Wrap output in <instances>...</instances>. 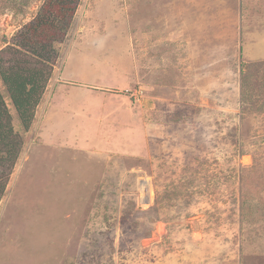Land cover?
<instances>
[{"label": "rangeland", "instance_id": "374dc122", "mask_svg": "<svg viewBox=\"0 0 264 264\" xmlns=\"http://www.w3.org/2000/svg\"><path fill=\"white\" fill-rule=\"evenodd\" d=\"M56 47L0 264H264V0H81Z\"/></svg>", "mask_w": 264, "mask_h": 264}, {"label": "trees", "instance_id": "16d2710c", "mask_svg": "<svg viewBox=\"0 0 264 264\" xmlns=\"http://www.w3.org/2000/svg\"><path fill=\"white\" fill-rule=\"evenodd\" d=\"M80 2L46 0L20 32L21 39L0 54V199L20 158L26 134L35 122L36 107L46 92L49 70L59 58L56 44L65 41ZM249 78L245 76L243 83ZM8 101L20 120V130L15 129ZM125 219L122 218V225L126 224Z\"/></svg>", "mask_w": 264, "mask_h": 264}]
</instances>
